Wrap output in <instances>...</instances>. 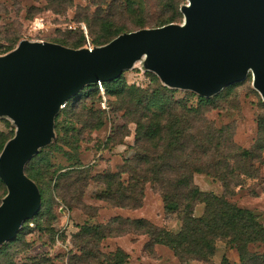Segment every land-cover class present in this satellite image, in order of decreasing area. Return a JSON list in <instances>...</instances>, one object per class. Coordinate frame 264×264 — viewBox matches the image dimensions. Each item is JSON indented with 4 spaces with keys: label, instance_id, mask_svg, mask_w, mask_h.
<instances>
[{
    "label": "rangeland",
    "instance_id": "obj_1",
    "mask_svg": "<svg viewBox=\"0 0 264 264\" xmlns=\"http://www.w3.org/2000/svg\"><path fill=\"white\" fill-rule=\"evenodd\" d=\"M97 1L73 0L71 6L60 10L53 8L48 0H0V45H7L11 40L18 39L15 45L17 47L22 40L27 39L77 48L71 46V43L80 41L83 32L86 43L89 40L93 47L102 46L93 43L86 23L79 21V15L94 14ZM144 1L151 5L155 0ZM184 2L187 3V0ZM104 9V14H107L109 10L107 7ZM152 11L153 9L151 14ZM123 12L118 13L114 19L126 25L127 30H137V18ZM182 22L183 20L180 23ZM64 40L67 41L63 42ZM83 47L85 45L78 48ZM146 60L147 56H142L132 67L125 69L119 77L120 83L141 90L152 89L158 84L171 88L147 66ZM235 83L237 84L228 96L209 110L206 117L216 128L231 125L235 143L242 148H252L259 138V123L264 117V98L254 86L252 72ZM103 86L105 95L99 90L84 97L86 87L77 94L79 105H85L87 111H92L97 117L101 116L102 123L98 127L85 129L83 124L75 123V129L69 131L72 145L62 141L55 142L58 133L54 130L55 136L51 142L40 148L50 157L52 164L48 169V184L44 186L52 202L51 211L40 218L39 222L34 219L24 222V231L17 240L0 244V248L4 247L0 252V264H115L119 258L114 261L112 258L118 250L124 253L121 264H221L225 256L231 262H239L238 251L222 241L218 242L215 253L209 260L184 261L170 247L151 241L144 230L122 222L109 225L112 219L119 217L125 220L145 219L159 228L178 232L182 227L183 212L167 211L162 195L150 183L145 187V195L138 208L119 207L100 198L106 185L99 175L106 172L117 173L125 164V159L135 154L137 126L134 121L129 120L126 109L121 108L120 97L109 95L104 84ZM171 89H175V99H187L190 105L198 103L199 93L190 89ZM86 110L81 109L80 118L85 119L83 121L90 115ZM64 119L63 115L59 118L61 136L71 126ZM16 129V120L12 116L0 114V133L10 137L16 133ZM75 166L77 169H88L89 178L87 183H79L74 194L80 197L81 191V200L70 207L63 200V193L54 188V185L61 171ZM259 169V177L242 175L240 184L226 193L220 181L204 173L195 174L194 183L202 191L228 195L230 201L258 214L259 220L264 224V153ZM124 177L128 178L129 175L125 174ZM4 190L0 185V195ZM203 211L204 204H197L195 215L199 216ZM85 225H107L108 228H104V232L101 230L105 236H78ZM250 250L264 253V244H252Z\"/></svg>",
    "mask_w": 264,
    "mask_h": 264
},
{
    "label": "trees",
    "instance_id": "obj_2",
    "mask_svg": "<svg viewBox=\"0 0 264 264\" xmlns=\"http://www.w3.org/2000/svg\"><path fill=\"white\" fill-rule=\"evenodd\" d=\"M48 1L53 8L60 10H65L73 4V0ZM184 1L155 0L150 5L144 0H98L95 3L97 10L94 14L79 15V21L86 23L88 35L93 38V43L103 46L118 35L131 32L127 30L126 25L114 19L118 13L126 11L135 16L138 29L160 27L184 20L182 11L186 4ZM104 7L109 10L107 14L103 12ZM17 40L13 39L7 45H0V55L15 49ZM83 45H86V39L82 32L81 40L71 43V46L78 48ZM103 84L109 95L120 97L121 108L126 109L129 120L134 121L137 126L135 154L125 159V164L117 173L106 172L99 175L106 185L99 195L100 198L119 207L138 208L142 204L145 187L150 183L162 195L167 211L183 212L182 227L178 232L159 228L145 219L125 220L119 217L112 219L109 225L122 222L138 230H144L151 241L170 247L184 261L209 260L215 253L218 242L222 241L238 251L239 262H231L225 256L221 264H264V253L250 250L252 244H264V224L259 220V215L230 201L226 194L202 191L194 183V175L204 173L220 181L226 193L230 192L233 186L240 184L242 175L259 177V164L263 163L264 153V117L259 123V138L252 148H242L235 143L231 125L216 128L206 117L207 112L226 98L237 83L226 86L212 96L199 94L196 105H190L187 99H175L173 97L175 89L161 84L148 90H141L135 86L127 87L120 83L119 78ZM85 87L87 91L84 92V97L99 92L96 83L87 84L83 88ZM78 93L70 97L66 107L55 116L54 130L58 133L55 142L62 141L72 145L69 131L75 129V123L83 124L85 129H94L102 123L101 116L97 117L92 111H87L85 105H79ZM81 109L90 113L86 121L80 118ZM61 115L71 125L62 136L59 123ZM15 134L8 137L0 133V155ZM51 166L50 157L45 155L42 149H39L25 165L26 175L36 183L41 194V207L33 218L37 222L52 208V202L44 187L48 184V169ZM76 166L61 171L54 185V188L63 193L61 196L70 207L81 200V191L80 197L74 194L79 183L85 184L89 178L88 169H77ZM125 174L129 177L125 178ZM0 185L5 188L0 195L1 204L8 194V189L1 178ZM200 203L204 204V211L196 216L195 207ZM22 225L10 241H15L21 236L24 231ZM104 228H108L107 225H85L78 236L99 234L105 236L101 233ZM3 248H0V252L4 250ZM123 255L124 253L118 250L112 258L113 261L119 258L115 264L123 262ZM112 259L109 258L110 261Z\"/></svg>",
    "mask_w": 264,
    "mask_h": 264
},
{
    "label": "water",
    "instance_id": "obj_3",
    "mask_svg": "<svg viewBox=\"0 0 264 264\" xmlns=\"http://www.w3.org/2000/svg\"><path fill=\"white\" fill-rule=\"evenodd\" d=\"M182 11V23L126 32L92 50L25 39L0 55V114L17 126L0 155L8 189L0 244L39 211L41 194L25 165L55 136L61 104L85 85L119 78L147 56V66L170 87L212 96L252 72L264 98V0H187Z\"/></svg>",
    "mask_w": 264,
    "mask_h": 264
},
{
    "label": "built area",
    "instance_id": "obj_4",
    "mask_svg": "<svg viewBox=\"0 0 264 264\" xmlns=\"http://www.w3.org/2000/svg\"><path fill=\"white\" fill-rule=\"evenodd\" d=\"M85 47L89 48V49H93L94 47L92 46V44L90 43V41L88 40ZM97 86H98V89L100 90V92L105 95V89H104V86H103V81L99 80L98 82H96ZM66 104H67V101L64 102L63 104H61V109L65 108L66 107Z\"/></svg>",
    "mask_w": 264,
    "mask_h": 264
}]
</instances>
